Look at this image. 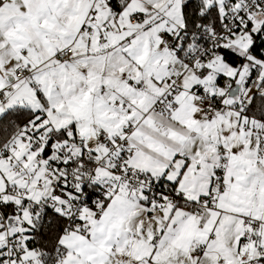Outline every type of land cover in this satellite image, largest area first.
<instances>
[{
    "label": "snow or ice",
    "instance_id": "obj_1",
    "mask_svg": "<svg viewBox=\"0 0 264 264\" xmlns=\"http://www.w3.org/2000/svg\"><path fill=\"white\" fill-rule=\"evenodd\" d=\"M0 264H264V0H0Z\"/></svg>",
    "mask_w": 264,
    "mask_h": 264
}]
</instances>
